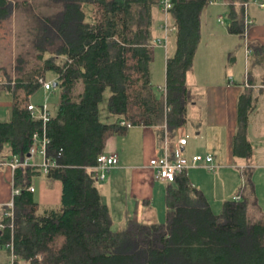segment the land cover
I'll list each match as a JSON object with an SVG mask.
<instances>
[{
    "label": "trees",
    "instance_id": "trees-1",
    "mask_svg": "<svg viewBox=\"0 0 264 264\" xmlns=\"http://www.w3.org/2000/svg\"><path fill=\"white\" fill-rule=\"evenodd\" d=\"M30 1L22 5L31 6ZM210 1L173 0L170 14L177 29L175 51L166 62L165 92H158L151 80L154 9L159 7V0H46L45 11L40 5L28 11V32L37 62L30 69L28 59L21 54L16 59L15 74L4 72L5 87L12 94L13 117L0 121V159L28 154L33 134L43 127L31 115V97L41 90L47 73L53 72L58 101L55 110L51 108L47 129L51 138L48 156L56 164L46 179L49 183L59 180L62 193L59 205L40 204L28 187L42 172L29 166L17 168L15 185L21 192L14 200V228L0 233V244L13 240L21 261L264 264V210L257 200L259 220L249 217L246 197L225 200L222 212L216 213L204 191L192 185L186 174L178 173L166 185L165 222L146 224L129 219L124 228L115 231L110 207L97 185L99 180L90 170L106 152L109 139L128 132L121 121L134 126L164 123L168 133L187 124L188 110L195 100L187 75L193 70L202 39L201 13ZM226 1L228 31L242 37L244 3L249 0ZM15 5L12 0H0V23L10 19L18 3ZM86 6L93 8L91 20H87ZM249 48L248 74L254 84L251 71L264 60V45L249 43ZM251 84L239 95L234 136L235 154L246 158H251L253 151L248 128L257 101ZM79 85L83 86L80 92ZM107 91V109L117 118L110 123L100 118V104Z\"/></svg>",
    "mask_w": 264,
    "mask_h": 264
},
{
    "label": "crops",
    "instance_id": "crops-1",
    "mask_svg": "<svg viewBox=\"0 0 264 264\" xmlns=\"http://www.w3.org/2000/svg\"><path fill=\"white\" fill-rule=\"evenodd\" d=\"M19 1H22L23 3L26 0H13V4L19 3ZM217 1L218 2L216 4L210 3L201 13V43L203 46L201 48L199 44L194 60L193 70L187 75V85L195 96V100L190 105L189 109H193L194 111L197 109L199 113L198 117L200 120L197 125L198 132L196 133V137H199L204 141V145L202 146L204 151H189L188 132L185 131V129L183 131L180 130L183 128L182 127L172 133H168L166 124L164 123L153 126L133 125L128 128V132L126 134L114 135L108 141L105 153H116L119 157V163L110 170L104 179L106 182L99 185L98 188L103 201L109 205V207L111 204V201L109 200H111V198H116L117 201L124 202L125 206L132 212L127 214L128 220L134 219L142 223L144 222L149 224L153 223L156 217L158 218V210L155 206V204H157L156 198L158 195L164 196L165 188L168 182L156 180L155 171L148 167V163L153 157H163L165 155L166 144L170 150L171 147H174L175 149L177 141L183 137L187 138L185 151L188 157L201 153L212 154L214 158L213 163L216 166L215 170L225 166L238 169L241 183L237 185L232 198H235L237 195L240 196V199H242V197H246L249 200V207L254 208L255 201L257 200L261 208L264 210V151H258V149L261 150L264 147V134L260 135L258 132H253V134L250 133V126L252 122L251 116L248 128V138L252 144L253 150L251 158H246L242 155L237 156L234 152V136L238 127V99L244 89V86L250 87L251 83L248 74L249 71H246V73L244 72L241 78L237 79L234 77L233 73H235V71L233 68L232 74L226 73L222 77V64L225 63L227 54L230 61L235 59L234 57L231 58V50L237 46L234 37L240 41L239 44L244 50L246 70V56L249 61V58L252 55L251 50L250 55L246 54V43L248 45L249 43H259L264 45V22H257V20L262 18L264 14V6H262V4H264V0H249L247 3V14L252 23L248 27L246 35H242V37L240 35L230 33L228 31V25L226 27L227 34H223L224 32L217 28V25L225 22H221L219 20L220 18L222 19L220 13L216 10L213 11L210 7L218 6L220 2L224 3V5H228L226 0ZM252 5H254L253 7L255 8H251ZM87 7L88 6H86V11L88 14ZM160 14L163 13L159 6L158 15ZM162 23H159L161 32H163L161 27ZM170 23L174 24L172 20H170ZM154 31L156 34L155 26ZM175 32L176 31L169 33L168 36L170 37V35L173 34V37H170L168 40L169 42L170 40L173 41V50L171 54L167 53L168 49L165 50L164 47L155 43V54L152 63L162 62L164 70H166L167 57L172 55L175 51ZM220 36L224 37L225 40L220 41ZM156 37H158V35H156ZM228 40L232 41L231 47H225V42ZM216 49L218 50V55H216ZM219 56H221V60L218 59ZM63 59H66V56H63ZM216 62L219 65V79L217 83L207 85L208 87L205 90V93L201 96H197V91L194 92L192 88L194 85L192 77L198 69L197 65H203L204 68L202 70L204 72H213L215 70ZM261 65H264V60L262 63L259 62L256 64L251 71V80L254 82L251 86L255 90V94L257 96L256 109L254 113L258 111L257 109L260 104V100L264 99V70H261ZM14 74L15 71H13V75ZM189 75H191L192 79L190 81ZM0 78H2V76ZM56 78L57 77L55 76L53 80L56 81ZM243 82L245 83L244 85L242 84ZM165 86L166 83L164 86H159L158 88H163ZM55 89L47 91L44 87H42L38 92L43 91L44 94H47L48 92H55ZM159 91L165 92V88ZM35 95L31 97V102H33L32 99ZM45 100L48 101L51 107V102L47 98H45ZM44 101L33 103L41 104ZM12 106V94L6 89L5 83L0 81V121H10L12 119ZM201 110H204L205 112L200 113L199 111ZM113 117L115 120L112 122H115L117 118L115 116ZM136 128L138 129L134 131L133 129ZM259 129L263 131V128ZM116 136L123 137L124 140L119 141ZM260 159L263 161H259ZM199 169L206 168L203 165H199L189 170V180L192 185L197 187L198 183H196L194 176L192 177L191 171ZM42 175H44L45 179L38 180L36 177V179H34L35 181H33L32 186L35 187V199L42 205H59L61 202L62 183L59 180L49 183L46 179V174L42 173L38 177H41ZM94 175L95 174H93V176ZM198 180H200V177ZM12 186L11 170L6 164H0V203L7 202L11 198ZM240 188H242L241 191ZM118 191H120V193H118ZM115 193L118 194V197H116ZM256 212L258 211L256 210Z\"/></svg>",
    "mask_w": 264,
    "mask_h": 264
},
{
    "label": "rangeland",
    "instance_id": "rangeland-1",
    "mask_svg": "<svg viewBox=\"0 0 264 264\" xmlns=\"http://www.w3.org/2000/svg\"><path fill=\"white\" fill-rule=\"evenodd\" d=\"M45 2L46 0H31V4H29L31 6L24 7L26 5L22 6V1H19L17 8L14 7L13 9V13L10 19L0 23V68L3 69L0 73V75L2 76V78H0V81H3V78L5 77L4 72H6L8 75L13 76L16 59H18L19 58L18 56H20L21 54H23L26 57V59H28L29 61L28 68L33 69V67L35 66L37 61L35 60V57H36L35 53L32 50L33 44L30 41V36L28 32L29 27L27 25V19L29 17L28 11L33 12L34 8L37 9L36 6L38 5H40V10L45 11L46 9L44 5ZM14 5L15 4H13V6ZM262 5L264 6V4ZM253 6L254 5H252L251 8H255ZM210 9H212L213 11L216 10L218 11V13H220L225 23H221L217 25V28L219 30H222L224 32L223 34H227L226 27L229 23L228 17H227V13H228L227 5H224V3L220 2L218 6H211ZM54 10L56 9H52V11ZM87 10H88L87 20H91L93 8L91 6H88ZM154 19H155L154 26L156 27L155 35H158V37H156V40H157L158 38L164 36L163 32H161V28L159 27V23L161 24L162 21L164 22L166 20L165 15L163 14L158 15V7L154 9ZM170 20L171 19H170V13H169V21ZM258 21L261 23L264 22V14L262 18L257 20V22ZM172 35L173 34H171L170 37H173ZM221 36L219 37L220 41H224L225 38ZM170 37H166L167 43L165 46L162 45V47H164L165 50L168 49V52H167L168 54H171L173 50V41L172 40H170V42L168 41ZM234 38L236 40L237 46L235 48H232L231 51H232V57H234L236 60L232 59L233 61H230V59L228 58V54H227L225 58L226 61L224 64H222V73H223L222 77L226 73L232 74V70L234 68V71H235V73H233L234 77L237 79H240L243 73L244 72L246 73V71H248L249 68L251 67V64H250L251 61H248V57L246 56L247 58V70H246V62L244 60V50L242 46L239 44L240 41H238L236 37ZM231 45H232V41L228 40L225 42V47L226 46L231 47ZM202 46L203 45L200 42V47L202 48ZM29 51H31V54H28ZM217 51L218 50L216 49V55H218ZM218 59L221 60V56H219ZM197 67L198 69L194 75L195 77L194 76L192 77L193 83H194L192 88L194 92L197 91V94H198L197 96H201L202 94L205 93V90L208 87L207 85L212 84V83L213 84L217 83L219 79L218 78L219 65L216 62L215 70L213 72H207V71L204 72L202 70L204 68L203 65H197ZM260 67H261V70H264V65H261ZM54 77H55V74L53 72H48L46 75V81H55L53 80ZM151 77H152V82L156 86V90L158 92H161L159 90L161 89L163 90L164 88H166V86L163 88H158L159 86L161 87L164 86L166 83V70H164L162 62L161 63L155 62L151 64ZM190 80H192L191 75H189V81ZM3 82L5 83V81ZM82 89H83V86L79 85L78 92L82 91ZM109 94H110L109 91L105 93L104 100L100 104V118H101V121L103 122H112L115 120V118L112 116V114L108 112V109H107V99H108ZM54 96H55L54 92H48L47 94H44L43 91H40L33 97L32 101L35 103H39V102L44 101L45 98H47L51 102L52 110H55L56 104L54 103L58 101V96L57 95L55 97ZM51 97H54V98H51ZM257 110L258 111L256 113H253L251 115L252 122L250 126V133L253 134V132L255 133L258 132L260 135H263L264 134V99L260 100V104ZM196 111H194L193 109H189L187 124L183 126L182 129H180L182 131L185 129V131L188 132L189 151L192 150L194 152H196L197 150L204 151V149H202V146L204 145V141L201 140L199 137H196L197 136L196 133L198 132L197 125L200 120L198 117L199 113L198 111L197 112ZM199 112L204 113L205 111L201 110ZM259 128H263V131L260 130ZM137 129L138 128L133 129V130L136 131ZM116 138H118L119 141L124 140L123 137L116 136ZM258 151H264V147L261 150L258 149ZM201 154H204V153H201ZM1 161L6 162L7 160L6 161L1 160ZM259 161H263V160L260 159ZM42 173L46 174L45 172H42ZM191 174H192V177L194 176L196 183H198V188L204 191L213 211L216 213L222 212L224 201L232 198L237 185L241 183L239 170L226 167V166L223 168H217L215 171H208L207 169H199V170L191 171ZM199 177H200V180H198ZM37 178L38 180L45 179L44 175H42L41 177H37ZM104 182L106 181L99 180L97 181V185L99 186L103 184ZM14 187H16L15 181H14ZM12 189H13V186H12ZM118 193H120V191H118ZM115 195L116 197H118V194L115 193ZM109 201H111L110 211H111V216L113 219V229L117 231L126 226L128 222L127 214H129L131 211L128 209V207L125 206L123 201H117L116 198H111V200ZM156 202L157 204H155V206L158 210V218L156 217L153 223L165 222L166 220L165 194L164 196L158 195L156 198ZM248 215L253 220H259L261 216L258 212H256L254 207L248 208ZM149 224H152V223H149ZM10 257H11L10 247H8L5 244L3 245L0 244V264H9Z\"/></svg>",
    "mask_w": 264,
    "mask_h": 264
},
{
    "label": "built area",
    "instance_id": "built-area-1",
    "mask_svg": "<svg viewBox=\"0 0 264 264\" xmlns=\"http://www.w3.org/2000/svg\"><path fill=\"white\" fill-rule=\"evenodd\" d=\"M217 0H211L210 3L216 4ZM160 9L165 15L166 20L162 24L163 37L158 38L155 43L160 46H165L167 43V38L169 33L176 31L177 26L170 23L169 13L173 6V0H159ZM247 6L245 3V25L244 33L245 36L248 27L251 25L252 21L249 19L247 14ZM263 6V5H262ZM221 22L223 20L219 19ZM246 54L250 55L249 45L246 43ZM43 87L47 91H52L55 89L53 81L42 80ZM29 109L31 110V115L35 120L42 122V130L37 131L32 136V145L28 154L21 158L17 155L12 156L6 162L0 160V164H6L12 173V196L10 200L4 203H0V232L7 227L11 229L14 228V218H15V196L20 194L21 189L14 187L15 172L19 167H35L40 169L42 172L48 173L49 169L56 164V160L48 156V146L51 143V138L48 134L47 124L51 120L52 110L47 100L41 104L30 103ZM121 126L127 128L132 127L133 124L129 121H121ZM187 144V138H180L174 151L170 150L169 147L165 148V155L163 157H153L148 163V167L155 171V179L158 181L172 182L175 180L178 173H184L188 178L189 170L193 167L203 165L209 171L215 170L213 155L212 154H196L192 157H188L185 151V145ZM119 163V157L116 153H101L97 158V163L95 166L91 167L94 176L99 180H104L110 170ZM28 190L31 192L35 191L34 186H29ZM236 200L240 199V196L235 197ZM7 221V222H6ZM11 249V257L9 264H29L28 262L21 261L19 256L14 251L13 242L6 244Z\"/></svg>",
    "mask_w": 264,
    "mask_h": 264
},
{
    "label": "water",
    "instance_id": "water-1",
    "mask_svg": "<svg viewBox=\"0 0 264 264\" xmlns=\"http://www.w3.org/2000/svg\"><path fill=\"white\" fill-rule=\"evenodd\" d=\"M57 85H58V82H57V81H55V82H54V86H55V87H57Z\"/></svg>",
    "mask_w": 264,
    "mask_h": 264
}]
</instances>
